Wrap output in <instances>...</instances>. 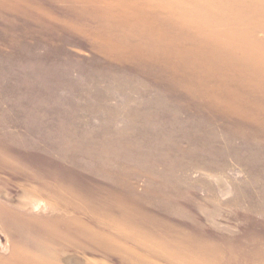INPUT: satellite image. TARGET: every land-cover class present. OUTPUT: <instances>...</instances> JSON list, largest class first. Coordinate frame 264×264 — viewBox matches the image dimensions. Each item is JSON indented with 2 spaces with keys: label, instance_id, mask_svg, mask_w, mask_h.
<instances>
[{
  "label": "rangeland",
  "instance_id": "obj_1",
  "mask_svg": "<svg viewBox=\"0 0 264 264\" xmlns=\"http://www.w3.org/2000/svg\"><path fill=\"white\" fill-rule=\"evenodd\" d=\"M0 264H264V0H0Z\"/></svg>",
  "mask_w": 264,
  "mask_h": 264
},
{
  "label": "bare ground",
  "instance_id": "obj_2",
  "mask_svg": "<svg viewBox=\"0 0 264 264\" xmlns=\"http://www.w3.org/2000/svg\"><path fill=\"white\" fill-rule=\"evenodd\" d=\"M1 246L3 247V243H2L1 238H0V247ZM68 263L69 264H84L83 262L75 261V259H72V258L68 259Z\"/></svg>",
  "mask_w": 264,
  "mask_h": 264
}]
</instances>
